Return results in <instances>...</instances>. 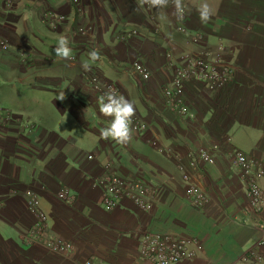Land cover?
Wrapping results in <instances>:
<instances>
[{"label": "rangeland", "instance_id": "rangeland-1", "mask_svg": "<svg viewBox=\"0 0 264 264\" xmlns=\"http://www.w3.org/2000/svg\"><path fill=\"white\" fill-rule=\"evenodd\" d=\"M82 1L85 6L89 4L87 14L82 12ZM82 1L68 0L72 13L59 14L43 7H29L22 0H0L2 12L27 13V18L19 22L30 34L25 39L31 40L13 50L0 40L6 46L0 49V55L10 58L7 62L22 74L10 85L0 79V129L21 128L24 143L15 152L24 149L25 154L17 173L20 179L14 175L19 189L12 187L9 192L23 208L7 225V233L0 228V235L14 236L12 241L27 249L23 257L34 252L29 264H83L80 258L100 264H138L143 237L161 233L173 238H195L201 250L209 251L207 244L211 242V249L218 245L231 254L240 246L245 249L253 244L249 250L264 258V235L255 229L257 224H264V201L260 211L251 208L247 182L235 160V154L240 153L248 162H256L254 169L261 172L257 184L264 194V0H180L179 8L175 0H161L166 8L159 16L154 14L156 4L149 7L139 0L145 29L140 23L115 25L113 21L118 19L105 15L103 7L96 8L90 0ZM98 1L99 5L103 2ZM203 4L211 10L207 22L200 20L198 9ZM32 10L40 19L39 28L29 15ZM108 23L116 28L108 29ZM61 36L68 39L70 59H60L55 54V41ZM43 39L48 47L38 43ZM94 49L99 59L92 62L88 53ZM192 55H203L208 64L229 68L231 80L211 85L183 80L180 98L188 115L181 116L163 90L170 89L175 71ZM86 61L89 71L81 66ZM133 64L147 70V81L133 78ZM54 66L61 68L58 86L49 89L40 77ZM24 84L26 94L12 92V88H23ZM108 86L133 102L132 119L142 126L137 130L129 126L130 139L124 143L100 136V130L113 119L102 115L97 103ZM61 94L64 100L57 99ZM48 104L64 105L67 110L60 111L63 115L50 111L48 116L39 117V112L45 114ZM81 127L86 130L84 142L68 144L79 150L83 166L73 164L74 175L64 174L66 181L50 182L49 169L38 164L40 154L48 150L41 147L48 142L39 146L36 129L48 133V138L64 140L70 132L82 138ZM202 152L209 155V163L200 160ZM106 164L121 181L139 179L144 183L151 195L146 198L149 209L141 210L123 198L112 211L103 210L102 193L93 187V182L105 174ZM70 181L83 187L74 192L67 184ZM189 184L206 196L203 207L194 208L186 199ZM65 190L68 201L58 196ZM27 192L39 200L52 235L73 244L71 254H53L28 242L34 218L26 207ZM88 234L100 239L91 241ZM133 246L138 255L130 260L125 256L121 261L120 250L127 252ZM199 252L183 262L194 260Z\"/></svg>", "mask_w": 264, "mask_h": 264}, {"label": "crops", "instance_id": "crops-1", "mask_svg": "<svg viewBox=\"0 0 264 264\" xmlns=\"http://www.w3.org/2000/svg\"><path fill=\"white\" fill-rule=\"evenodd\" d=\"M22 1L28 4L29 7H34V8L43 7L50 9L59 14L72 13L68 4V0H22ZM81 1L82 0H80V2ZM90 1L96 8L103 7L105 15L106 13H108L112 17L115 16L118 19V21L115 22L113 21L114 24L117 23L120 24L121 26H124V25H132V24L140 23L142 27L145 29L146 26L144 22L145 20L142 13L139 10L140 9L139 0H102L103 2H101V5H99L98 0H90ZM88 5L89 4L87 3V5L85 6V2L82 1V12L87 14ZM164 8L166 7H163L160 3L156 4L154 11L155 16L161 15V12L164 10ZM18 12L19 11L17 10H14L13 12L0 11V40L1 43L4 42L8 46H10V50L19 48L22 45L25 46L27 42L31 41L27 38L25 39V37L30 34L28 31H26V28L23 25L24 23L19 22L20 19L27 18V13L22 11L23 13L20 14H23L24 16L18 19L16 18V16L20 15ZM34 12L35 11L33 10L30 11L29 15L31 18H34L36 24L39 23L37 25L35 24L39 28L41 27L40 19L38 18L37 13L34 14ZM72 15H74V13ZM106 20L107 19L105 17L103 21L106 22ZM111 25L112 24L109 25L108 23L107 28L110 30L116 28L115 26L116 24L112 26L113 28L111 27ZM15 30H17V32H15ZM38 43H41L40 45L44 44L45 46H47L46 44L47 42L44 39L42 41L39 40ZM50 43L51 42H49L48 44L51 45ZM7 61H10V58L2 57V55H0V79L9 82L8 85H10V82H13V80L15 79L19 80L22 74H20L19 71L17 72V70H15V67L10 66L9 62ZM50 69L51 67H49L48 72L44 71V74L43 73L41 74L40 79L43 80L42 83L44 84V86H46L49 89H52L53 86L55 87L58 86L57 81L60 76L61 68L57 66L51 71ZM28 86H30V84H28ZM26 88L27 86L24 84L23 88L20 87L19 89L12 88L13 89L12 92H14L17 95L26 94ZM77 88L78 87H76V89ZM36 110L39 111L38 107ZM45 110H46L45 114H41L40 112L38 113L39 117H41L42 115L48 116L47 113H49L50 111H52L53 113L55 112L56 115L58 114L63 115L64 112L60 113V111L62 112L64 110H67V108L64 105L48 104V107L45 108ZM82 123L84 124V121H82ZM82 123H80V125H82ZM263 127L264 124L262 125V128ZM18 129L19 130H17V128L15 130H10V127L8 126H6L5 129H0V228H5V233H7L6 232L7 225H9V222L16 220L17 217L16 215H18L20 209L23 208L22 204H19L17 201H15L14 198H11L9 193L10 188L12 187H17L19 189L18 183L14 181V175H16L15 179L17 180L20 179L19 177L20 175H17V173L19 172L20 166L25 158L24 149L19 150L20 152L19 151L15 152V150H17L16 149L17 146L19 147V144L24 143L20 137V134L23 133L22 132L23 130L21 128ZM80 130H81L80 137L82 138L78 139V137H75L73 133L69 131L70 133L68 134L67 137H64L63 140V138L55 137V136H53V138L51 136L48 138L46 135L48 133L43 134L40 132V130L36 129L34 135L37 138L39 137L38 138L39 146H41V143L45 140L46 143L48 142V144H45L43 147H41V149H45V150L47 147L48 150H46L45 153L40 154V157H38V164H40L46 169L47 168L49 169V172L52 175L50 182H55L58 179H63L64 181H66L64 174L74 175L75 169L72 168L73 164L80 163L83 166L82 164L83 158L79 155V150L68 144V142L69 143L79 142V144H82L84 142L86 136L85 134L86 130H84L83 127H81ZM11 139L14 140L11 141ZM67 184L74 192H77L80 187H83L82 185L74 184L73 181L72 183L70 181ZM41 196L43 199L42 201H45L46 197L43 195ZM54 229L56 228L54 227ZM53 232H55V230ZM55 233L57 234V232ZM15 237L19 238L20 236L18 237V235H15ZM87 238L90 239L91 241H93L96 238H98V240L100 239V237H97L93 234H88ZM13 239L14 236L13 238H11L10 235L9 236L0 235V264H29V259L31 257L30 254L31 253L34 254V252L32 251L28 252V254L26 255L27 257L26 258L23 257L22 252L27 253L26 251L27 249L24 250L21 247H19L16 244V242L12 241ZM252 245L253 244L246 246L245 249H243L245 246L244 247L240 246L239 250H236V252L231 254L230 251L228 250L225 252L222 251V248L220 250V246L218 245L213 247V249L215 250L211 249L210 247H212V244L211 242H209L207 244L209 251H207V248L204 247L206 249H202L194 260L187 263L183 262L182 264H226V263L229 264V262L236 260L242 253L248 251ZM76 247L77 250L79 251V245L77 243H76ZM77 250L75 254H77ZM136 253H137V247L133 246L132 248L128 249L127 252L125 250H122L121 252L120 250L119 255L121 257V261H125V256H127V259L130 260V258H132V256L135 255ZM80 259L82 261L86 260V258L85 259L80 258ZM117 264L119 263L117 262Z\"/></svg>", "mask_w": 264, "mask_h": 264}, {"label": "built area", "instance_id": "built-area-1", "mask_svg": "<svg viewBox=\"0 0 264 264\" xmlns=\"http://www.w3.org/2000/svg\"><path fill=\"white\" fill-rule=\"evenodd\" d=\"M51 18V13L46 14ZM60 20V18H59ZM0 48L5 50L6 46L0 43ZM223 65L208 64L203 55H192L186 58L181 68L175 71L173 83L170 89H164L163 93L167 99L174 101L173 107L178 110L181 116H187V109L181 103V88L183 80L193 79L207 84L214 83H229L231 80L229 68H222ZM218 68V69H216ZM130 72L133 78L145 82L149 79V73L140 64H133ZM112 90L116 93V89L108 86L106 92ZM130 127L134 130L142 128L140 122L133 118L131 119ZM200 160L204 163L210 162V157L207 153L202 152ZM87 159H91L87 156ZM235 160L239 166L243 177L247 182V196L251 208L258 212L262 209L264 194L258 187V179L261 177V172L254 169L256 162H248L247 159L240 153L235 154ZM111 165L104 166L105 174L97 177L93 182V187L100 189L102 193L101 202L103 210L110 212L118 205V202L123 198H128L131 202L141 210H147L150 206L146 202V198L151 197L147 193L144 183L139 180L123 182L111 173ZM256 168V167H255ZM185 179V178H184ZM59 198L68 201V191H62ZM185 197L194 208L203 207L207 203L206 196L198 190L193 184H189L185 190ZM26 207L28 212L33 216L34 222L27 233V240L30 244L41 245L48 252L59 255L71 254L74 250L73 244L70 241L62 240L54 235L48 226V220L45 213L40 209L39 200L37 197L27 192L25 193ZM256 231L264 235V224H257ZM191 247V248H190ZM201 250L199 241L191 237H171L168 234H147L143 237V248L138 259V264H179L183 261L190 260L195 256L196 252ZM83 264H100L99 262L89 259ZM229 264H264V258L256 251L248 250L242 253L236 260Z\"/></svg>", "mask_w": 264, "mask_h": 264}, {"label": "clouds", "instance_id": "clouds-1", "mask_svg": "<svg viewBox=\"0 0 264 264\" xmlns=\"http://www.w3.org/2000/svg\"><path fill=\"white\" fill-rule=\"evenodd\" d=\"M142 3L147 2L149 7L159 4L161 0H141ZM179 8L180 0H175ZM201 22H207L211 16V10L207 4H203L198 9ZM55 54L60 59H70L71 49L68 47V39L61 36L58 41V46L54 49ZM89 60L95 62L99 59L97 50H92L88 53ZM85 71L90 70V64L86 61L82 65ZM57 99L64 100V94H61ZM99 112L107 117L113 119L109 122L107 127L100 130L102 139H113L117 142L124 143L130 139V123L132 117L135 115V106L133 102L126 99L123 95H117L112 90L106 92L103 96L98 98Z\"/></svg>", "mask_w": 264, "mask_h": 264}]
</instances>
